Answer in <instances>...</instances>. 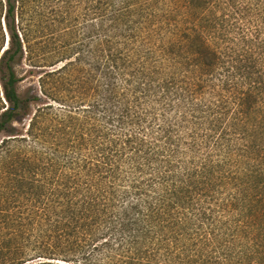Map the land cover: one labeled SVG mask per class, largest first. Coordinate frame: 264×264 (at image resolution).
<instances>
[{"label":"trees","instance_id":"1","mask_svg":"<svg viewBox=\"0 0 264 264\" xmlns=\"http://www.w3.org/2000/svg\"><path fill=\"white\" fill-rule=\"evenodd\" d=\"M0 163V264H264V0H0Z\"/></svg>","mask_w":264,"mask_h":264},{"label":"rangeland","instance_id":"2","mask_svg":"<svg viewBox=\"0 0 264 264\" xmlns=\"http://www.w3.org/2000/svg\"><path fill=\"white\" fill-rule=\"evenodd\" d=\"M76 73H71L70 78H73ZM38 71H36L35 75L32 77L29 76L28 78L25 79V81L21 82L19 84V92L24 95L25 92L32 93V94H40L39 93V86H38ZM47 99H43L41 102H46ZM49 102L53 103L52 101L48 100ZM40 104V103H39ZM55 105V103H53ZM36 106H32L31 111L32 113L34 112V108ZM28 120H23L20 123H15L14 128H15V133H21L25 134V129L27 127ZM2 139V138H1ZM34 143L32 140L27 139L26 141H19V142H13L12 145L14 148V155L15 160L18 161L15 166H10L8 168V165L6 167L2 168L3 173H8L7 174V182H11L12 178H14L15 173H19L21 170H24L25 173H38V176L41 177L42 171H43V164L42 163H47L49 164V161L47 159H39L36 158L31 151H28L30 149V146ZM53 139L50 136H46L43 141H41L40 144H42L46 150H50L53 148ZM37 159L39 161H37ZM25 160H29L26 162ZM36 160V161H35ZM1 164V163H0ZM40 164V165H38ZM48 173H51V169L48 170Z\"/></svg>","mask_w":264,"mask_h":264}]
</instances>
